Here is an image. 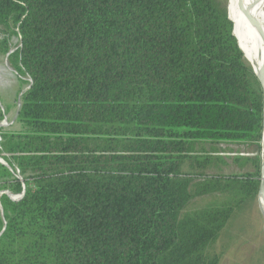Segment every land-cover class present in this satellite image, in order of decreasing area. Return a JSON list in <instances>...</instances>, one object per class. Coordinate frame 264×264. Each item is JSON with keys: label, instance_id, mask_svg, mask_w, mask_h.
Instances as JSON below:
<instances>
[{"label": "trees", "instance_id": "1", "mask_svg": "<svg viewBox=\"0 0 264 264\" xmlns=\"http://www.w3.org/2000/svg\"><path fill=\"white\" fill-rule=\"evenodd\" d=\"M233 32L222 0H0V58L31 85L1 130L0 264H220L264 130ZM200 142L255 158L211 175Z\"/></svg>", "mask_w": 264, "mask_h": 264}, {"label": "rangeland", "instance_id": "2", "mask_svg": "<svg viewBox=\"0 0 264 264\" xmlns=\"http://www.w3.org/2000/svg\"><path fill=\"white\" fill-rule=\"evenodd\" d=\"M222 1L226 4L228 10L230 0ZM15 43V46L11 49L16 48L17 41ZM246 60L254 72V64L248 58ZM21 80H23L22 77L20 78L17 75L11 65L9 63L7 65L6 57L0 58V94L2 85H7L4 90L6 97L1 99V101L7 111L11 108L9 114L5 113V118L9 124L14 121L19 96L27 88V85L23 84ZM0 108L5 111L1 103ZM5 118L0 124L4 122ZM14 125L3 130H17L19 126L16 124L14 127ZM193 147L195 154L207 153L217 159V162L215 164L212 163L210 167L209 174L211 175H232L239 173V164L235 162L237 158L242 159L244 162L250 157L255 158L251 153V149L246 150L242 146L239 147L227 143L212 144L200 142L196 143ZM258 159L261 166L260 155ZM246 168L248 171L255 172V168L252 165H247ZM213 203H215V199L201 197L193 201L189 210L198 211L209 207ZM216 251L224 253L220 264H264V217L260 209L258 195L229 222L222 233L221 239L217 243Z\"/></svg>", "mask_w": 264, "mask_h": 264}, {"label": "bare ground", "instance_id": "3", "mask_svg": "<svg viewBox=\"0 0 264 264\" xmlns=\"http://www.w3.org/2000/svg\"><path fill=\"white\" fill-rule=\"evenodd\" d=\"M238 0H230L229 9L231 18L233 19L234 25V34L239 41L241 47L245 52L246 59L252 61L255 66V74L261 75L264 79V48L260 41L259 36L255 31L248 25L242 16L241 12L237 7ZM245 3L248 7L253 9L255 17L259 21L261 27L264 30V0H245ZM261 154L262 160L264 161V130L263 138L261 145ZM259 205L261 212L264 217V199L263 197L259 198Z\"/></svg>", "mask_w": 264, "mask_h": 264}, {"label": "water", "instance_id": "4", "mask_svg": "<svg viewBox=\"0 0 264 264\" xmlns=\"http://www.w3.org/2000/svg\"><path fill=\"white\" fill-rule=\"evenodd\" d=\"M237 7L239 9V11L241 12L242 16L244 17L245 21L248 23V25L255 31V33L259 36L260 38V41L263 45V48H264V30L263 28L261 27L259 21L257 20V18L255 17V14L253 12V9H251L250 7H248L245 3V0H238L237 2ZM228 17L229 19L233 22V24L235 25L233 19L231 18V14H230V9L228 8ZM234 34V32H233ZM235 36V34H234ZM236 38V36H235ZM237 39V38H236ZM239 44V43H238ZM240 47V46H239ZM241 50V48H240ZM242 51V50H241ZM13 51H11L8 56L13 53ZM243 53V51H242ZM245 58V57H244ZM6 62H7V65H8V59L6 58ZM10 70V69H8ZM260 86H261V89H262V93H263V99H264V79L261 77V75L259 74H256L255 75ZM30 82H32L30 80ZM31 88V85H29L26 89H24L20 96H19V100H18V106H17V112H16V115H15V118H14V121L12 123H8L7 119L5 118L4 122H2L0 124V143H1V130L2 129H5L7 127H10L11 125L15 124L17 119H18V116H19V112H20V109H21V98L23 96V94L29 90ZM260 156L262 157V154L260 153ZM0 164L6 166V167H9L5 161L3 160V158H1L0 156ZM26 193V187L24 186L23 187V192H22V195L20 198L16 199V196H13L11 194H9L8 192H4L3 195H7L9 196L13 201H19L20 199H22L24 197ZM260 197H263L264 199V161L262 160L261 158V166H260V177H259V190H258V200ZM5 229H6V226L4 227L3 231L0 233V238L1 236L3 235V233L5 232Z\"/></svg>", "mask_w": 264, "mask_h": 264}, {"label": "crops", "instance_id": "5", "mask_svg": "<svg viewBox=\"0 0 264 264\" xmlns=\"http://www.w3.org/2000/svg\"><path fill=\"white\" fill-rule=\"evenodd\" d=\"M7 86V85H6ZM5 85H2V91H1V94H0V103L1 105L3 106V109L5 110V112H7V114H9L11 112V108L7 111L6 108L4 107V104L2 103L1 99H4L5 96V88H6Z\"/></svg>", "mask_w": 264, "mask_h": 264}, {"label": "built area", "instance_id": "6", "mask_svg": "<svg viewBox=\"0 0 264 264\" xmlns=\"http://www.w3.org/2000/svg\"><path fill=\"white\" fill-rule=\"evenodd\" d=\"M18 174H19V172H18ZM20 197H21V195H17V196H16V199H18V198H20Z\"/></svg>", "mask_w": 264, "mask_h": 264}]
</instances>
